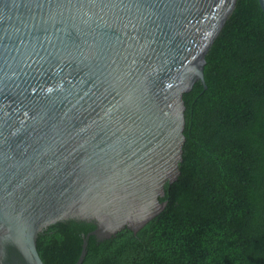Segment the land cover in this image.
I'll use <instances>...</instances> for the list:
<instances>
[{
    "label": "water",
    "instance_id": "1",
    "mask_svg": "<svg viewBox=\"0 0 264 264\" xmlns=\"http://www.w3.org/2000/svg\"><path fill=\"white\" fill-rule=\"evenodd\" d=\"M264 13V0H257ZM236 0H0V264L68 219L136 233L179 174L184 93Z\"/></svg>",
    "mask_w": 264,
    "mask_h": 264
},
{
    "label": "trees",
    "instance_id": "2",
    "mask_svg": "<svg viewBox=\"0 0 264 264\" xmlns=\"http://www.w3.org/2000/svg\"><path fill=\"white\" fill-rule=\"evenodd\" d=\"M206 88L184 93L179 174L136 233L90 235L81 264H264V13L236 0L205 55ZM92 222L68 219L36 239L44 264H75Z\"/></svg>",
    "mask_w": 264,
    "mask_h": 264
}]
</instances>
